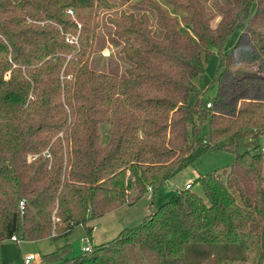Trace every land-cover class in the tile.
<instances>
[{
	"label": "trees",
	"instance_id": "1",
	"mask_svg": "<svg viewBox=\"0 0 264 264\" xmlns=\"http://www.w3.org/2000/svg\"><path fill=\"white\" fill-rule=\"evenodd\" d=\"M128 1L0 0V242L55 239L81 225L90 243L87 221L219 150L233 162L196 175L201 196L177 190L112 240L75 258L60 248L41 259L264 264L263 154L257 145L238 152L264 135V0H212V11L207 0H139L156 32L144 12L107 17L130 65L119 76L94 72L97 16ZM213 54L215 91L202 98L208 87L197 86ZM240 66L259 74L236 76Z\"/></svg>",
	"mask_w": 264,
	"mask_h": 264
},
{
	"label": "rangeland",
	"instance_id": "2",
	"mask_svg": "<svg viewBox=\"0 0 264 264\" xmlns=\"http://www.w3.org/2000/svg\"><path fill=\"white\" fill-rule=\"evenodd\" d=\"M139 0H129L127 3L116 2L115 7L109 11H102L97 16L98 29L93 40L91 53L89 57V68L94 72L121 75L122 68H127L130 63L117 53L119 43L111 36V27L106 22L107 17H115L120 12H131L135 15L147 13L150 19V26L153 32H156L154 25V17L147 9L136 6ZM212 0L206 1L208 10H213ZM173 15V14H172ZM215 21L212 22L214 25ZM183 29V28H181ZM182 33H189L187 30H180ZM238 31L231 33L224 44L222 52H227L237 39ZM216 55H211L204 64V72L202 80L198 84V89L202 92L206 87L207 91L202 98H211L214 95L215 86L210 84L214 69L216 67ZM255 66H240L235 72L236 76L241 75H257ZM193 96L189 97V103H192ZM209 102V101H208ZM100 142H107L105 127L100 128ZM254 145L257 150L264 152V135L259 136L257 140H245L239 144L238 152L251 151ZM262 175L264 177V153H262ZM234 159L231 153L213 150L209 151L197 158L191 165L181 167L172 176L168 177L165 182L155 188L153 193L148 195L146 192L129 205H121L120 207L107 212L96 220L87 221L86 226L93 227L90 232L89 246L100 245L112 240L121 230L136 227L141 220L150 214L153 207L167 201L178 189H183L185 183H191L189 188L197 195L201 196V190L198 183H195L196 175L217 171L229 166ZM196 175L194 176V174ZM23 200V199H22ZM16 238V237H15ZM86 239V233L81 225L73 226L68 233L55 239H42L38 241H21L17 243L10 240L0 242V264H22V259L28 254L35 257L34 264H45L42 256L56 252L60 248L66 251L62 254V258L71 259L77 257L81 253L84 246L83 240ZM17 240V239H16Z\"/></svg>",
	"mask_w": 264,
	"mask_h": 264
},
{
	"label": "built area",
	"instance_id": "3",
	"mask_svg": "<svg viewBox=\"0 0 264 264\" xmlns=\"http://www.w3.org/2000/svg\"><path fill=\"white\" fill-rule=\"evenodd\" d=\"M67 13H71L70 11H67ZM65 41L66 42H68V43H71V42H73L74 41V39L73 38H66L65 39ZM210 102H206L205 103V108H210ZM191 186H190V183H185L184 184V188L185 189H189ZM146 190H147V194L148 195H150L151 194V192H152V190H151V187H147L146 188ZM23 204H24V202H23V200H19L18 201V206H19V208H22L23 207ZM51 236H54V234L53 233H51ZM10 241H12V242H16L17 240H16V238H15V236H11L10 237ZM83 242H84V246L81 248V251L82 252H88V251H90V246H89V243H88V241L85 239V240H83ZM35 261H36V259H35V257L33 256V255H31V254H28L26 257H24L23 259H22V264H34L35 263Z\"/></svg>",
	"mask_w": 264,
	"mask_h": 264
},
{
	"label": "crops",
	"instance_id": "4",
	"mask_svg": "<svg viewBox=\"0 0 264 264\" xmlns=\"http://www.w3.org/2000/svg\"><path fill=\"white\" fill-rule=\"evenodd\" d=\"M261 152L264 153L262 149H261ZM195 175H196V173L194 174V176H195ZM178 190H180V189H178ZM151 194H152V193H151Z\"/></svg>",
	"mask_w": 264,
	"mask_h": 264
}]
</instances>
